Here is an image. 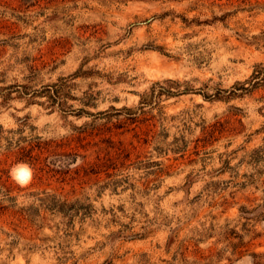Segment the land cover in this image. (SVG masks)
<instances>
[{
    "label": "rangeland",
    "instance_id": "374dc122",
    "mask_svg": "<svg viewBox=\"0 0 264 264\" xmlns=\"http://www.w3.org/2000/svg\"><path fill=\"white\" fill-rule=\"evenodd\" d=\"M259 66L264 0H0V264H254Z\"/></svg>",
    "mask_w": 264,
    "mask_h": 264
},
{
    "label": "trees",
    "instance_id": "16d2710c",
    "mask_svg": "<svg viewBox=\"0 0 264 264\" xmlns=\"http://www.w3.org/2000/svg\"><path fill=\"white\" fill-rule=\"evenodd\" d=\"M264 87V67L259 66L252 73L250 78L244 83H237L230 90L229 97H236L239 95H244L252 92L253 90ZM49 91V89H47ZM54 95V94H53ZM254 264H264V254L253 255Z\"/></svg>",
    "mask_w": 264,
    "mask_h": 264
},
{
    "label": "clouds",
    "instance_id": "9594fccd",
    "mask_svg": "<svg viewBox=\"0 0 264 264\" xmlns=\"http://www.w3.org/2000/svg\"><path fill=\"white\" fill-rule=\"evenodd\" d=\"M12 177L17 183L28 184L32 179V169L26 164H21L12 170Z\"/></svg>",
    "mask_w": 264,
    "mask_h": 264
}]
</instances>
